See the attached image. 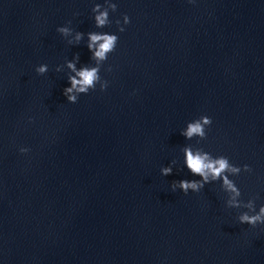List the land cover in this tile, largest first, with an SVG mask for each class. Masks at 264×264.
<instances>
[{"label":"water","instance_id":"95a60500","mask_svg":"<svg viewBox=\"0 0 264 264\" xmlns=\"http://www.w3.org/2000/svg\"><path fill=\"white\" fill-rule=\"evenodd\" d=\"M110 2L96 28L104 0H0V264H264V224L237 220L264 205V0ZM92 31L118 37L108 87L68 103L65 61L93 64ZM202 115L206 139L180 135ZM185 147L250 166L225 173L239 209L222 180L172 191L200 179Z\"/></svg>","mask_w":264,"mask_h":264},{"label":"clouds","instance_id":"9594fccd","mask_svg":"<svg viewBox=\"0 0 264 264\" xmlns=\"http://www.w3.org/2000/svg\"><path fill=\"white\" fill-rule=\"evenodd\" d=\"M107 3V7L102 9V5L97 3L91 9L94 14V25L96 28H102L109 25V11L115 12L117 5L111 3L110 0H104ZM189 3H194L195 0H188ZM123 24L127 25L130 20L125 14L122 17ZM70 23V22H68ZM118 26V31L123 32L124 28L121 25L120 20L115 21ZM56 31L62 37H68L72 35L73 29L68 26H61L56 29ZM85 34L80 31H75V35L72 40H67L68 44H79L84 38ZM87 42L86 47L91 53L90 60L93 64L81 65L77 68V63L79 61V54L76 53L72 60H66V67L70 70L67 75L68 87L63 89L62 94L66 97L68 103H76L80 94H87L90 90H95L96 85L99 84L100 91H105L108 87V82L103 80L100 76L101 65L105 60H107L108 54L113 52L116 48L118 37L115 34L100 33V32H88L86 34ZM111 71L109 67L106 69ZM48 71V66L41 64L35 68V72L38 75H43ZM55 71L60 72L61 66H57ZM31 121V118H29ZM212 120L209 116L202 115L198 119H194L186 124V127L181 130L180 135L185 137V139H192L194 136L199 137L200 140L206 139V127L211 125ZM21 153H26L29 151L28 148L21 147L19 149ZM184 166L193 176H199V180H187L182 179L179 181L171 182L172 191L179 189L185 195L189 191L199 192L204 186L210 182L222 180L223 185L227 191L234 193V197L230 199L227 204L229 208L239 209L241 207L240 202L235 199L236 196L240 195V191L235 185L234 181L229 179L225 173L230 172L235 175H239L242 171L250 173L252 169L249 165L244 164L241 166H235L229 162L226 156L219 155L213 157L210 153L201 151L197 149L194 153L191 148H184ZM173 167L169 165L168 167H161L160 174L162 176L171 175ZM211 177V179H210ZM245 208L251 210L243 211L237 216V220L240 224H247L251 227H256L258 224H264V205H261L256 210L255 206L251 201H249Z\"/></svg>","mask_w":264,"mask_h":264}]
</instances>
